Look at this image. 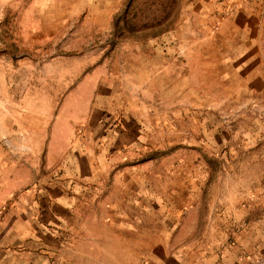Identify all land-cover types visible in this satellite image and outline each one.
Returning a JSON list of instances; mask_svg holds the SVG:
<instances>
[{
  "label": "rangeland",
  "instance_id": "rangeland-1",
  "mask_svg": "<svg viewBox=\"0 0 264 264\" xmlns=\"http://www.w3.org/2000/svg\"><path fill=\"white\" fill-rule=\"evenodd\" d=\"M131 1L0 0V264H118L111 220L136 209L133 179L221 166L208 139L227 133L228 101L217 117L197 106L213 80L190 76L187 41L206 53L237 4L216 0L204 12L196 0H140L134 25L119 24ZM138 112L142 132L130 126L133 141L97 179L78 177L79 205L62 227L42 230L40 194L63 178L67 156Z\"/></svg>",
  "mask_w": 264,
  "mask_h": 264
},
{
  "label": "crops",
  "instance_id": "crops-1",
  "mask_svg": "<svg viewBox=\"0 0 264 264\" xmlns=\"http://www.w3.org/2000/svg\"><path fill=\"white\" fill-rule=\"evenodd\" d=\"M196 1L207 12L216 0ZM234 1L235 9L218 22L212 39L203 42L210 43V50L202 53L199 42L187 41L190 76L199 85L202 79L213 80L212 90L203 87L210 98L197 106L213 112L228 101L232 116L227 133L219 128L208 139L212 158L221 163L219 176L208 178L218 169L203 166L195 172L157 168L148 179L137 173L132 180L138 187L132 199L136 209L111 220L115 233L109 238L114 239L118 264H249L245 254L264 252V0ZM183 94L189 95L187 87ZM140 113L123 119L116 131L106 130L107 135L88 142L80 152H70L62 180L40 194L47 202L39 206L43 213L36 218L42 230L62 227L66 214L79 205L80 197L72 194L78 177L86 183L97 179L102 167L133 141L130 126L142 132L148 119ZM141 207L149 209L141 213ZM157 223L164 224L161 233Z\"/></svg>",
  "mask_w": 264,
  "mask_h": 264
},
{
  "label": "trees",
  "instance_id": "trees-1",
  "mask_svg": "<svg viewBox=\"0 0 264 264\" xmlns=\"http://www.w3.org/2000/svg\"><path fill=\"white\" fill-rule=\"evenodd\" d=\"M139 1L140 0H132L131 2H130V6H129V9L127 10V12L121 17V19L119 20V24H131V25H134L133 23V17H134V15L136 16L138 13H137V11H135V13H134V15H131V13H132V10H135V9H139L138 8V4H139ZM178 0H173V2L174 3H176ZM164 4H165V2H163ZM171 12H168V14H166L165 16H163L164 17V19L165 18H167V17H170L171 16ZM154 19H157V18H155L154 17ZM146 26V25H145Z\"/></svg>",
  "mask_w": 264,
  "mask_h": 264
},
{
  "label": "built area",
  "instance_id": "built-area-1",
  "mask_svg": "<svg viewBox=\"0 0 264 264\" xmlns=\"http://www.w3.org/2000/svg\"><path fill=\"white\" fill-rule=\"evenodd\" d=\"M244 257L249 261V264H264V252L245 254Z\"/></svg>",
  "mask_w": 264,
  "mask_h": 264
}]
</instances>
